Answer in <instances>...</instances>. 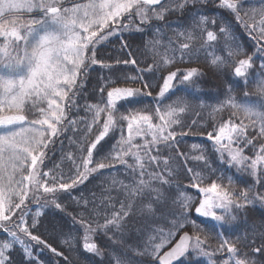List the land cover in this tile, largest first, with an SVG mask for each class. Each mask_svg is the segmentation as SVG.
Returning <instances> with one entry per match:
<instances>
[{
	"label": "snow or ice",
	"instance_id": "obj_1",
	"mask_svg": "<svg viewBox=\"0 0 264 264\" xmlns=\"http://www.w3.org/2000/svg\"><path fill=\"white\" fill-rule=\"evenodd\" d=\"M261 189L264 0H0V264H264Z\"/></svg>",
	"mask_w": 264,
	"mask_h": 264
},
{
	"label": "trees",
	"instance_id": "obj_2",
	"mask_svg": "<svg viewBox=\"0 0 264 264\" xmlns=\"http://www.w3.org/2000/svg\"><path fill=\"white\" fill-rule=\"evenodd\" d=\"M253 2H255V0H253ZM248 5H246L247 7ZM258 6V5H257ZM125 39H128L127 34H125ZM237 39H239L242 43V45L245 47L246 51H248L249 53L253 50L252 47H249V45L253 44V42L246 36H241L240 33H237ZM140 42V38L137 37L135 40L132 41L133 46H136L137 44H139ZM120 48V42L119 39L117 37H112L109 41H105L103 44V47H99V55L101 57L107 58L108 56H119L121 55V53L119 51H117ZM201 66H204V61L201 60L200 62ZM180 67H184V65H178ZM129 74H133L130 70V67L128 69ZM205 71H208L207 68H205ZM107 74V70L106 69H101L98 66L91 72V82L87 85V88L89 90L93 89L94 87L97 86V77L101 76V75H105ZM206 83L204 85H202V90L204 92H207L209 94L208 98H205L203 96H201V100L204 101V103L206 105H212L215 106L217 101L216 99L212 98L215 94L216 91H218V86L221 85L222 83V79L221 78H217L211 75V73H209V76L205 78ZM234 87L239 88L238 85H234ZM247 91L250 92H254L255 91V83H252L247 89ZM91 102H95V101H91ZM146 103L148 101H145ZM195 102V101H194ZM83 103V102H82ZM195 112H200V115L203 117V119H200ZM195 112H189L186 114V119L187 122L189 124H191V122L193 120H197L198 121V125L202 124L204 125L205 128H207L208 124L210 122L213 121V117H215L216 120H219L221 117L226 118L227 117V113H219V114H212L210 115L211 109L206 107L204 109H196ZM82 115V113H81ZM203 129H201L199 126H196L193 128V131L196 133L201 132ZM208 130H211L210 128ZM206 144V143H210L206 141V137L201 136L199 134L197 135H191L189 137H186L183 141L182 144V148L183 150L187 151L190 146L192 144ZM65 144L67 145V141H65ZM60 161V153L59 151H57L56 155L53 157L52 162L48 164V167L51 168L53 166V164L55 163H59ZM109 173L107 171L104 172V176H108ZM241 179L243 181H245V183H242L241 180H237L236 183L239 187H247V186H251L255 183V180L253 177H251L248 174L245 173H240L238 174ZM235 179V177H234ZM97 183V181H92L91 184H88L87 188L82 187L81 191L84 193L85 196H87L89 194L88 189H92L93 185H95ZM184 183H187V181H185ZM257 187H259L257 185ZM95 191L99 192L98 189H94ZM264 190V189H261ZM190 195H196V190L192 189L189 192ZM73 210L72 207L68 208V211L71 212ZM264 213V209L260 208L259 206H257L255 209H253V211L251 212V216L254 219L259 220L261 218V214ZM46 222V221H45ZM0 238H3V234L0 233ZM213 244V246L215 245V241L211 242ZM67 254V253H66ZM215 258V257H214ZM201 264H210V261L207 257H201L200 258Z\"/></svg>",
	"mask_w": 264,
	"mask_h": 264
}]
</instances>
